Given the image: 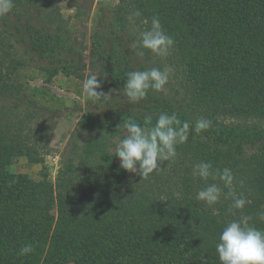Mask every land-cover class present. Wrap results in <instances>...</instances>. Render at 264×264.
I'll use <instances>...</instances> for the list:
<instances>
[{
    "label": "trees",
    "instance_id": "16d2710c",
    "mask_svg": "<svg viewBox=\"0 0 264 264\" xmlns=\"http://www.w3.org/2000/svg\"><path fill=\"white\" fill-rule=\"evenodd\" d=\"M61 1L13 0L11 12L0 16V264H64L47 252L51 238L77 243L76 264H221L216 244L228 222L243 219L264 230L258 216L264 211V0H119L104 23L115 44L99 39L90 63ZM137 11L135 24L129 23ZM153 17L174 38L169 63L184 70L172 104L149 105L157 101L149 93L131 102L119 88L136 50L150 54L137 43ZM27 67L45 72L48 80L60 72L80 80L96 74L98 92L118 94L75 105L91 135L83 145L66 148L55 183L46 172L36 181L9 170L16 156L42 162L51 146L49 140L40 143L48 131L38 116L43 107L20 80ZM163 108L216 126L235 120L234 129L252 127L259 135L234 142L216 128L197 134L189 123V139L176 146L175 160L143 180L120 167L111 139L129 119L146 115L156 123ZM200 162L232 170L237 195L249 201L243 210L230 211L231 198L224 195L211 207L196 199L211 183L229 191L219 179L194 178L193 166ZM28 243L34 251L19 255Z\"/></svg>",
    "mask_w": 264,
    "mask_h": 264
},
{
    "label": "rangeland",
    "instance_id": "374dc122",
    "mask_svg": "<svg viewBox=\"0 0 264 264\" xmlns=\"http://www.w3.org/2000/svg\"><path fill=\"white\" fill-rule=\"evenodd\" d=\"M119 0H62L61 8L65 18L68 20L69 27L75 39L82 47V54L85 63H90L92 60V51L100 40L108 42V44H115V37L109 31V26L105 25V22H109L112 17L113 9L117 7ZM140 37V33H138ZM135 41H130L129 47H133ZM134 63L131 61L130 71H145L152 68H160L164 70L166 67H170L172 71L169 73V83L165 86V91L161 93L149 91V94L157 101L148 103L149 105H156L168 100L172 104L171 96L177 94L182 90L183 85L182 71L176 68L175 64H171L167 57H160L153 54L150 51L148 55L146 50L143 55H139L137 50L133 56ZM141 59L137 62V59ZM38 63V62H37ZM46 63V62H45ZM44 62H39L38 65H44ZM163 63V66L160 64ZM141 64H144L143 68ZM35 65V64H34ZM89 72V71H88ZM126 76V75H125ZM126 77L122 79L120 89L125 86ZM20 80L24 87H26V94L30 99L36 100L43 108L40 116V120H45L48 123V131L42 135L40 143L49 140L50 150L43 153L44 160L40 163L32 162L27 156H16L13 159L9 170L14 173L28 174L32 179L39 181L43 179V173L46 172L49 180L55 183L62 165V154L66 151L67 147L73 144L83 145L88 137L91 135L90 130L83 129L81 122L84 118L82 111H78L75 105L86 107L88 103L93 105L86 95L83 94V81L74 76H67L63 72L56 74L51 80L46 78V73L40 71L38 68L27 67L21 72ZM111 88V87H110ZM109 90V88H107ZM112 95H118L110 92ZM179 98L180 94H177ZM171 100V101H170ZM176 102V101H175ZM147 103V102H146ZM178 105V103H176ZM98 107V106H96ZM164 109V108H163ZM73 110V111H72ZM98 112H104V107H98ZM160 110V108H159ZM175 110V112H174ZM167 110H163L161 113H165ZM176 113L180 120L187 121L190 124L200 119L190 113L183 114L181 111L177 112L176 108L172 113ZM171 113V114H172ZM146 115H144L145 117ZM142 119H145V118ZM141 119V120H142ZM141 120L138 123L141 125ZM222 124L213 125L212 121L207 131H213L216 128V133L223 137H228L234 142L240 141V139H248L257 137L258 132H255L252 127L250 131H244L234 129L232 124H238L235 120H226L219 122ZM154 124L148 126H154ZM145 126L143 122L142 127ZM252 126V125H251ZM123 128V126H122ZM258 133V135H257ZM125 134V130H122L121 135L111 139V143H119ZM257 135V136H256ZM115 150V146L110 148ZM251 151V148L248 149ZM117 162L120 165V159L117 157ZM76 249L77 243L72 240H62L57 238H51L47 252L60 258L64 261V264H76Z\"/></svg>",
    "mask_w": 264,
    "mask_h": 264
},
{
    "label": "clouds",
    "instance_id": "9594fccd",
    "mask_svg": "<svg viewBox=\"0 0 264 264\" xmlns=\"http://www.w3.org/2000/svg\"><path fill=\"white\" fill-rule=\"evenodd\" d=\"M13 8V0H0V16L7 15ZM137 11L127 17L129 23L135 24ZM174 38L167 35L158 17H153L151 27L140 33L137 43L138 49H147L160 57H167L174 46ZM143 55V51L139 53ZM170 67L164 70L152 68L145 71H129L126 83L122 89L123 94L131 101L137 102L145 99L150 90L161 93L169 83ZM106 76V75H105ZM83 94L93 103L107 98L111 94L97 91L101 88L98 75L91 74L83 81ZM152 117H147L145 126L129 119L122 126L125 135L115 146L116 157L120 159V167L126 171L137 173L148 178L154 172L161 170L160 165L167 161H174L177 156L176 146L184 144L189 139L190 124L182 122L176 113L159 115L154 126ZM210 121L200 118L195 122L194 131L199 134L210 127ZM121 126V125H120ZM118 126V128L120 127ZM139 166V168H137ZM192 176L207 181L219 179L224 188L216 183L207 184L196 194L198 201L211 207L217 204L221 196L231 198L230 211L243 210L249 202L242 194L237 195L234 189L235 176L230 168L213 169L210 162H200L193 166ZM259 219L264 221V211L258 213ZM34 251L31 243L25 244L19 250V255L25 256ZM216 252L221 264H264V230L246 223L243 219H234L223 228Z\"/></svg>",
    "mask_w": 264,
    "mask_h": 264
}]
</instances>
